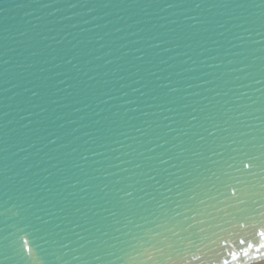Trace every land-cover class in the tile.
<instances>
[{
    "label": "water",
    "instance_id": "water-1",
    "mask_svg": "<svg viewBox=\"0 0 264 264\" xmlns=\"http://www.w3.org/2000/svg\"><path fill=\"white\" fill-rule=\"evenodd\" d=\"M261 231L264 0H0V264H254Z\"/></svg>",
    "mask_w": 264,
    "mask_h": 264
},
{
    "label": "snow or ice",
    "instance_id": "snow-or-ice-1",
    "mask_svg": "<svg viewBox=\"0 0 264 264\" xmlns=\"http://www.w3.org/2000/svg\"><path fill=\"white\" fill-rule=\"evenodd\" d=\"M248 166H249V165H247V164L245 165V167H248ZM259 235L262 236V237H264V231H261V232L259 233ZM238 244L241 245V246L247 244V247H248V248H252V247H253L252 244L247 243V240H246V239H239V240H238ZM261 247L264 248V245H261ZM244 254L247 255V252H245ZM232 259H233V260H237V259H238V256H237L236 254H233ZM224 264H228V261L225 260V261H224Z\"/></svg>",
    "mask_w": 264,
    "mask_h": 264
},
{
    "label": "rangeland",
    "instance_id": "rangeland-1",
    "mask_svg": "<svg viewBox=\"0 0 264 264\" xmlns=\"http://www.w3.org/2000/svg\"><path fill=\"white\" fill-rule=\"evenodd\" d=\"M254 264H264V260L257 262V263H254Z\"/></svg>",
    "mask_w": 264,
    "mask_h": 264
}]
</instances>
